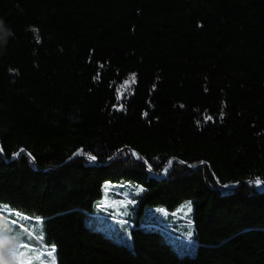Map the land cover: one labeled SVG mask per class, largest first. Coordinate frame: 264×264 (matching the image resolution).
<instances>
[{"label":"trees","instance_id":"16d2710c","mask_svg":"<svg viewBox=\"0 0 264 264\" xmlns=\"http://www.w3.org/2000/svg\"><path fill=\"white\" fill-rule=\"evenodd\" d=\"M262 19L264 0H0V151L28 154L0 160V250L27 217L32 264H264ZM129 72L140 97L114 94ZM245 181L253 240L205 211ZM104 196L126 244L83 225Z\"/></svg>","mask_w":264,"mask_h":264},{"label":"bare ground","instance_id":"6f19581e","mask_svg":"<svg viewBox=\"0 0 264 264\" xmlns=\"http://www.w3.org/2000/svg\"><path fill=\"white\" fill-rule=\"evenodd\" d=\"M253 8V5L250 7ZM262 10L258 7H255L253 11H247L251 13L253 16H261L259 15ZM261 23L264 27V19L261 20ZM2 36L10 38L11 35L3 34ZM135 57V56H133ZM136 58V57H135ZM129 64L127 65V67ZM134 74V75H133ZM4 76L6 79H11L12 83H18L19 79L18 76H16V72H7V69L4 71ZM141 77H139L136 73L134 72H129L125 77L124 76H116L115 80V91L114 94H118L120 92L125 98L129 96H136L140 97L141 94V88L140 81ZM99 84V83H98ZM15 85V84H14ZM98 87V86H97ZM91 95V93H90ZM67 121H76L74 119H65ZM20 155H28L27 151L24 148H19L16 152L12 154V160L7 159L3 153L0 151V160L7 162L9 165H13L15 160H17ZM132 158L135 157V153L132 151L131 153ZM247 158L250 160L252 158L251 155H248ZM251 162V161H250ZM48 166V164H47ZM257 183L255 184L258 189H261L260 191H264V183L263 181L256 180ZM248 181L245 182H236L232 184L231 186H227V190H229L231 193H224V196H219L215 195L213 204L211 206L205 207V211L210 214H216L218 216H227L226 222L235 220V223L238 222L241 224V229L239 233H245L247 234V237L250 238V240L256 239L258 232H259V227L257 226L259 224V215L260 211L259 208L261 206L256 205V206H249L250 205V200L247 201L246 197L244 196V192H240L235 194L240 186L242 184H246ZM128 184H131L129 182ZM250 185V184H249ZM235 194V195H234ZM228 199V202H227ZM212 203V202H211ZM204 205V204H203ZM224 206V207H223ZM252 211H247L245 210L246 207ZM222 207V208H221ZM5 208L3 206H0V211L4 210ZM11 212H15L13 209ZM247 214H243V213ZM94 223V224H93ZM237 224V225H239ZM83 225L85 227L88 226H100L103 229H105L107 232L112 233L115 231H121L122 230V223L116 218V217H109L106 218V216L102 213L101 217L95 213L91 212L89 213L86 218L83 220ZM235 225V224H234ZM239 233L230 227H225L224 235L227 236L229 235L230 237L237 239L239 236ZM108 236L114 235V234H107ZM112 237V236H111ZM123 244H126L125 242L121 241ZM97 256V255H96ZM98 261L102 262L103 264L105 263V260L102 256H97ZM94 258V256H93Z\"/></svg>","mask_w":264,"mask_h":264},{"label":"rangeland","instance_id":"374dc122","mask_svg":"<svg viewBox=\"0 0 264 264\" xmlns=\"http://www.w3.org/2000/svg\"><path fill=\"white\" fill-rule=\"evenodd\" d=\"M116 202H121V201H114L113 203L106 205V196H104L103 199L101 200V204L104 206L103 212L105 214H109L110 213L111 214L110 217H113V218L116 217L119 220V219H122V216H124V213L126 212V210L125 211H122L120 209L121 207H119V205ZM106 208H108V209H106ZM149 211L151 212L152 210H150V208H148L146 210V214H148ZM155 213H156V211H153L152 215H155ZM19 214L21 216H23L19 212L16 215V217H19ZM106 218H107V216H106ZM147 218H151V217H147ZM29 220H30L29 218L24 217V219L22 220L20 229H17V231L14 230V234L11 235V238H10L11 241L13 243H17V245L13 246L12 248L8 249L7 251L0 250V261H1L0 264H20V259L18 257V252L22 250V249H20V244L21 243H23V244L28 243L29 242L28 240H31V238L29 237V234H30V232H29V224H28L29 223ZM33 224L34 223H32V229H33ZM34 227L37 228V225H34ZM96 228L99 231H102L104 234H112V233L107 232L105 229H103L100 226H97ZM12 232H13V230H12ZM33 232H34V230H33ZM13 236L19 238L20 240L19 241H16V239L15 240L12 239ZM111 236L115 240L123 241L125 243H128L129 240H130L129 235L125 231H123V232L121 231V232L116 233V234L111 235ZM33 237L35 239V236L34 235H33ZM166 240L168 242H172L178 248H179V245L181 243V240L179 238H174L173 235H170L168 238H166ZM1 245H2V243H0V246ZM26 248H28V247H26ZM34 254H35V251H34ZM40 254H42V252ZM96 255L97 256H100V255H98L96 253H90V254H88L87 257H86L85 263L86 264H103L101 261L100 262L98 261V257ZM93 256H94V258H93ZM32 257L33 256H32L31 253H26L25 256H24V260L25 261H30V264H32L34 262V259ZM46 262H48V260Z\"/></svg>","mask_w":264,"mask_h":264},{"label":"snow or ice","instance_id":"6c2138e0","mask_svg":"<svg viewBox=\"0 0 264 264\" xmlns=\"http://www.w3.org/2000/svg\"><path fill=\"white\" fill-rule=\"evenodd\" d=\"M134 75V74H133ZM147 115V113H145ZM207 119L211 120L212 117H207ZM9 235V230L7 228H2L0 229V236H8ZM12 239H17V237L13 236ZM20 249L21 251L18 252V257L20 259V264H30V261H25L24 256L26 253H30L31 250L26 248L23 243L20 244Z\"/></svg>","mask_w":264,"mask_h":264},{"label":"clouds","instance_id":"9594fccd","mask_svg":"<svg viewBox=\"0 0 264 264\" xmlns=\"http://www.w3.org/2000/svg\"><path fill=\"white\" fill-rule=\"evenodd\" d=\"M0 23H2V22H0Z\"/></svg>","mask_w":264,"mask_h":264}]
</instances>
